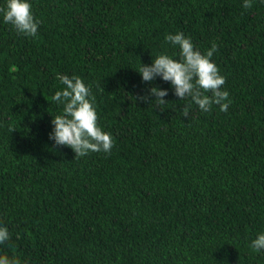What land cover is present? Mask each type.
I'll use <instances>...</instances> for the list:
<instances>
[{
    "label": "trees",
    "instance_id": "1",
    "mask_svg": "<svg viewBox=\"0 0 264 264\" xmlns=\"http://www.w3.org/2000/svg\"><path fill=\"white\" fill-rule=\"evenodd\" d=\"M38 37L0 15V255L21 264H264V2L28 0ZM6 0H0L4 7ZM182 32L225 77L231 104L188 118L169 82L140 63ZM79 76L94 97L110 154L76 158L49 139ZM151 87L166 89L155 106ZM210 95V93H206ZM145 96L146 101L136 99ZM13 129V130H12ZM12 130V131H11Z\"/></svg>",
    "mask_w": 264,
    "mask_h": 264
},
{
    "label": "clouds",
    "instance_id": "2",
    "mask_svg": "<svg viewBox=\"0 0 264 264\" xmlns=\"http://www.w3.org/2000/svg\"><path fill=\"white\" fill-rule=\"evenodd\" d=\"M252 6L253 0H243L244 9H251ZM0 15L3 22L11 25L18 34L38 37L39 21L34 18L32 5L28 0H6L5 6L0 7ZM165 40L179 48L178 59L160 53L152 59L151 65L140 63L137 72L142 80L151 83L156 77H160L170 83L179 100L190 98L191 102L183 105L179 111L180 116L185 118L189 116L192 103L202 112H210L213 105L218 106L221 112H226L231 104L229 93L223 90L226 80L211 59L217 52L218 45L213 41L211 47L202 53L182 32L169 34ZM58 78L65 87L56 91L52 100L62 104L63 110L62 114L51 120L53 128L49 139L56 146L70 148L75 154L74 159L87 156L90 152L110 154L114 140L98 125L94 97H91L89 87L79 76L60 75ZM149 95L154 97L150 103L154 101L157 108L168 103L163 99L168 95L166 89L151 87ZM136 99L146 101L147 97L140 96ZM9 239L8 229L0 226V244ZM250 246L256 252L264 250V233L258 234ZM0 264H21V261L17 257L0 255Z\"/></svg>",
    "mask_w": 264,
    "mask_h": 264
}]
</instances>
